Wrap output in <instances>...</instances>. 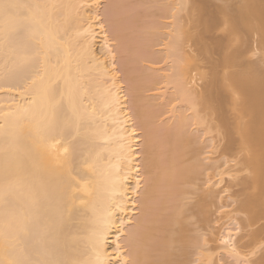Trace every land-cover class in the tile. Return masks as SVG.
Returning <instances> with one entry per match:
<instances>
[{"label": "bare ground", "instance_id": "1", "mask_svg": "<svg viewBox=\"0 0 264 264\" xmlns=\"http://www.w3.org/2000/svg\"><path fill=\"white\" fill-rule=\"evenodd\" d=\"M107 1L101 8L102 0H0V264H117L121 256L127 264H183L193 246L210 247L206 256L216 254L217 264H264V70L251 55L245 60L252 50L264 52V0L216 8L195 0L199 12L210 13L196 20L205 22L200 38L185 27L194 0ZM209 1L215 10L206 13ZM216 10L230 38H239H231L223 60L243 67L223 79L226 89L214 78L208 91L199 64L183 61L191 56L183 40L203 50L201 39L219 23ZM161 57L173 59L154 68ZM150 87L156 97L186 101L192 113L173 103L177 114L158 123L162 109L144 95ZM203 106L215 111L203 116ZM196 123L206 124L203 159L190 130ZM190 155L206 163L202 170L198 160L184 162ZM200 170L208 188L202 204L212 209L216 192L219 209L235 206L218 238L187 235L183 197ZM239 178L240 191L221 199L224 190L215 186ZM230 235L239 257L224 243Z\"/></svg>", "mask_w": 264, "mask_h": 264}, {"label": "rangeland", "instance_id": "2", "mask_svg": "<svg viewBox=\"0 0 264 264\" xmlns=\"http://www.w3.org/2000/svg\"><path fill=\"white\" fill-rule=\"evenodd\" d=\"M106 1L107 0H102V4L100 5V7L101 8H104V6L106 7V5L105 4H107L106 3ZM191 1H193V0H191ZM197 1V0H196ZM195 0L193 1V3H190L189 4V6H191L189 9H188V16H190V18L187 16V14L186 13H184V12H186L187 10H185L183 13L189 18H186V16L183 14V17L185 16V20H188V22L186 23V30H188L190 33H192L193 35L192 36H194V37H196L195 35L197 34L198 35V33H199V31L200 30H202L203 31V29H204V21L203 20H199V21H203V24L200 22H197L198 20H197V18L198 17H200L199 15H200V13H202V14H204V11H202V12H199V10L200 9H198L197 7H199L200 8V6L199 5H201V3L199 4V3H197ZM200 1V0H199ZM208 1V0H207ZM213 1H214V3L216 4H214L213 3ZM212 2L211 1H209L208 3H207V5L205 6V7H207V9L209 8V6H211V8H213L214 7V5H215V8H216V6H217V4L218 5H221V6H223V5H225V4H228V2L229 1H225V0H213ZM108 2V1H107ZM132 2H133V0H132ZM135 2V1H134ZM138 2V1H137ZM209 3H211L210 5H209ZM199 4V5H198ZM213 4V5H212ZM209 5V6H208ZM188 6V7H189ZM155 6H153V8H154ZM158 7V6H157ZM156 7V8H157ZM156 8H154V9H156ZM158 9V8H157ZM157 9H156V11H157ZM197 9V10H196ZM206 9V13H207V11H213V10H215L214 8L211 10V9H208L207 10ZM151 10H153V9H151L150 8V11ZM155 11V10H154ZM158 11H161L160 9H158ZM218 13L220 12V11H218V10H216ZM216 11H215V13H216ZM152 12V11H151ZM161 13V12H160ZM155 14V13H154ZM157 14H158V12H157ZM156 14V15H157ZM208 14H210V13H208ZM208 14H204V15H202L201 17H203L204 16V20H206L207 18H208ZM158 15H160V14H158ZM207 16V18H206V16ZM218 15V14H217ZM162 17H164V16H162ZM181 17H182V15H181ZM217 17H219V20H218V24H216V25H218V26H216L215 25V27H212L211 29H209V30H207V32H206V29L204 30L206 33L204 34V39H201V40H203L201 43H203L204 44V46H205V44H206V46L205 47H203V50H205V49H207V50H205L204 52H203V50H201V48H200V50L198 49L199 47H197L196 46V42H194V39H192V40H189L188 38H186V36H185V40H183V42H184V45H183V43H182V45H183V47L185 48L186 47V49L187 50H191V56H189V57H187L188 55H186V57H185V55H182V57L184 56L185 58H183L184 60L183 61H185L186 60V58L188 59L189 58V60H188V62L190 63V61L192 60V64H199V69H198V72H201L202 74H204V77H203V80H200V84H202L203 86V88H204V86H205V88L207 87V86H209V87H207L208 89V91H211L209 88L212 86L211 84L212 83H215V81L213 82V80H214V78H217L218 79V81H219V83L221 82V80H222V84H221V86L222 85H224V87H225V85H228L229 84V81L230 80H223V79H225V77H229L228 76V74L230 73L231 74V72H232V70H236V71H238L236 68L238 67L239 68V66L240 65H238V66H236V68H235V66L232 68V64H228V63H225L226 61L225 60H223V58L225 59V57H224V54L225 55H227V53H229V51L227 50V49H229V45H231V43L233 42V39H235V38H237L238 36H236V37H233L234 35L232 34V32H230V30H228V27L229 26H227V24L225 23V22H223L224 20H223V17L224 16H222V12H220V14H219V16H217ZM153 18H155V19H157V17H152V19ZM165 18V17H164ZM162 18H160V19H158L157 21L159 22V20H161ZM166 19V18H165ZM218 19V18H217ZM171 20H172V18H171ZM181 20H184V18L183 19H181ZM197 20V21H196ZM226 20V19H225ZM162 21H164V22H166L167 21V19L166 20H162ZM161 21V22H162ZM168 21H170V20H168ZM159 22V24H161L162 26H164L163 25V23L164 22ZM183 22L184 21H182V24H183ZM222 22V23H221ZM227 22V21H226ZM203 26H202V25ZM106 25H108L107 23H106ZM161 25H159V26H161ZM220 25V26H219ZM203 27V28H202ZM163 28V27H162ZM165 28V27H164ZM226 28H227V30H226ZM159 30H161V29H159ZM163 30V29H162ZM165 31H166V29H164ZM163 30V31H164ZM185 30V29H184ZM162 32V31H161ZM188 32V33H189ZM230 32V33H229ZM200 33H202V32H200ZM199 33V34H200ZM204 33V32H203ZM190 35V34H189ZM231 35H233L232 37H233V39L231 40V38H230V36ZM203 36V35H202ZM198 37H199V35H198ZM240 37V36H239ZM200 38V37H199ZM202 38V37H201ZM218 39H223L222 41H221V43H220V45H219V47H218V44L217 45H215L216 43L215 42H218L219 40ZM238 40H239V38H237ZM237 39H235V40H237ZM255 39H256V37H255ZM200 40V39H199ZM199 40H198V42H199ZM236 41V43L237 42H239V41ZM241 40V39H240ZM230 41H232V42H230ZM253 42V45L256 47V42H255V44H254V39L252 40ZM117 43V42H116ZM225 43V44H224ZM228 43H230L229 45H228ZM235 43V42H234ZM235 43V44H236ZM199 44H200V42H199ZM222 45H224V46H222ZM228 45V46H227ZM158 46V45H157ZM160 46V45H159ZM235 46V45H234ZM190 47H192V49L190 48ZM232 47V46H231ZM205 48V49H204ZM157 49H159L158 47H156V49L155 50H157ZM185 49V50H186ZM231 50H230V53L232 52V49L233 48H230ZM186 50V51H187ZM226 51V52H225ZM228 51V52H227ZM264 51V50H263ZM251 52V51H250ZM255 52V51H254ZM254 52H253V50H252V53H248L247 54V58L245 59V60H250L251 61V64H252V61H254V62H256V65H257V63L259 64L258 66L261 68V70H264V60L262 61V59H264L263 58V53H262V51H260V53H259V51H257V53H255L254 54ZM184 53V52H183ZM182 53V54H183ZM118 54H120V53H118ZM121 55V54H120ZM251 55V56H250ZM192 56H194V57H192ZM223 56V57H222ZM248 56H250L251 58L249 59L248 58ZM118 57V56H117ZM192 57V58H191ZM119 58H117V60H118ZM121 59V58H120ZM161 59H162V57L161 58H159V62L161 61ZM164 59V58H163ZM173 59V57H171L169 60H167L166 58L164 59V61L163 62H157V63H154V65L153 64H151V65H148V64H150L149 62H145L144 60V62H142V64L144 63V65L145 64H147V65H145V66H154V68H157V67H164V69H165V66H167V64H168V61H170V60H172ZM191 59V60H190ZM253 59V60H252ZM146 60V59H145ZM147 60H149L148 58H147ZM146 60V61H147ZM150 60H152V59H150ZM158 60V58L155 60V59H153L152 61H157ZM166 60V61H165ZM259 60H261V61H259ZM188 62H186L185 61V63H188ZM263 62V63H262ZM171 63V62H170ZM184 63V64H185ZM239 64H242L241 62L239 63ZM249 64V63H248ZM248 64H247V66H248ZM251 64H249V66H251ZM119 65H120V63H119ZM186 65V64H185ZM230 65H232V66H230ZM245 65V64H244ZM120 67V66H119ZM242 65H241V69H242ZM239 68V69H240ZM158 73H160L159 71H157ZM120 75H121V73H120ZM122 76V75H121ZM123 78H124V76H122ZM122 78V79H123ZM162 81V80H161ZM217 81V82H218ZM225 81V82H224ZM125 82H127V81H124V79H123V83H125ZM224 82V83H223ZM128 83V82H127ZM127 83H125V85L127 84ZM161 83V82H160ZM159 83V88H158V86H157V84H156V86H157V88H158V90L160 89V84ZM163 83L164 82H162V85H161V89L163 88ZM124 85V84H123ZM124 85V86H125ZM166 85V84H165ZM164 85V86H165ZM128 86V88H129V84L127 85ZM155 86V85H154ZM153 86V87H154ZM170 86H171V84H170ZM169 86V87H170ZM215 86V85H214ZM166 87V86H165ZM164 87V89H166ZM216 87H220V86H216ZM224 87H222V89H226V87L224 88ZM228 87V86H227ZM232 86H230V88H231ZM152 87H150L149 89V91H147V90H145L144 92V95L145 96H148V95H151V96H149V97H147V101L148 100H150V99H152L153 100V102H155V106H156V104H157V107L158 108H160V110L163 112V114H162V116H158V119L159 120H156V121H158V123H162L163 122V120H168L169 119V117L171 116L170 114L171 113H173L174 114V111L175 110H177L178 109V111H179V109H180V112H181V109L182 110H184L185 109V111H187V113H192V109H187V107L185 108V105H187V102L185 101V102H183V100H181V99H179V98H177L176 100L174 99V98H172V99H174V101L173 102H170V96H168V94L164 97V96H162V97H156V96H154V94L156 93V95H158L157 93L161 90H156L155 88V90L152 88ZM202 88V89H203ZM217 88V89H218ZM229 88V87H228ZM230 88L229 89H227V90H225V91H228V90H230ZM213 89H215L214 90V93H215V91L217 90L216 88H213ZM129 90V89H128ZM172 91H173V89H171ZM171 90H168V91H170V92H172ZM219 90V89H218ZM233 89L231 88V91H232ZM143 91V90H142ZM164 91H166V90H164ZM167 91V92H168ZM204 91H205V89H204ZM208 91H206V92H208ZM222 91V90H221ZM129 92V91H128ZM160 92H163L162 90L160 91ZM166 92V93H167ZM206 92H205V94H206ZM230 91H228V93L227 94H230L231 95V92L229 93ZM169 93V92H168ZM213 93V92H212ZM213 93V94H214ZM132 94V93H131ZM225 94V93H224ZM232 94H233V91H232ZM142 95H143V93H142ZM143 95V96H144ZM152 95L154 96V97H152ZM170 95V94H169ZM160 96V95H159ZM232 96V95H231ZM130 97V96H129ZM128 97V98H129ZM132 97V96H131ZM164 97V98H163ZM215 97V96H214ZM146 98V97H145ZM215 100H216V98H214ZM230 99V98H229ZM132 100V99H131ZM178 100V101H177ZM179 100L181 101V102H179ZM172 101V100H171ZM233 100L232 99H230V106H232L231 105V102H232ZM129 102L131 103V101L129 100ZM214 102V101H213ZM217 102V101H216ZM175 104V106L173 107V105ZM211 103H212V101H211ZM213 104V103H212ZM212 104H210V105H212ZM232 104L234 105V102H232ZM177 105H179V106H177ZM214 105H216L215 103H214ZM170 106V107H169ZM181 106H184V109L183 108H181ZM188 106V105H187ZM217 106V105H216ZM216 106H215V108H216ZM230 106H228V107H230ZM235 106V105H234ZM237 106V105H236ZM236 106H235V108H236ZM173 107V109H175L176 107H178V108H176L174 111H170V109ZM207 107V106H206ZM205 107V108H206ZM211 107H213V105L211 106ZM211 107L209 106L208 108H204V106L201 108L200 107V110L201 109H203V110H201V114H203V116H204V111H206L207 110V112H210V110H208V109H211ZM239 107H242V105H240ZM232 108V107H231ZM238 108V107H237ZM157 109V108H156ZM205 109V110H204ZM214 109V108H213ZM213 109H211V110H213ZM239 109H241V108H239ZM239 109H237L238 111H239ZM159 110V109H158ZM199 110V111H200ZM236 110V109H235ZM161 111H159V112H161ZM167 111V112H166ZM168 111H169V113H168ZM184 111V112H185ZM213 111H215V109L213 110ZM166 112V113H165ZM171 112V113H170ZM236 112V111H235ZM186 113V112H185ZM215 113V112H214ZM237 113V112H236ZM236 113H234V114H236ZM239 113V112H238ZM175 114H177V112L175 111ZM200 114V115H201ZM206 114V113H205ZM234 114L233 115H231V116H234ZM161 119H160V118ZM167 117H168V119H167ZM215 117H216V113H215ZM173 118L174 117H171L170 118V120L172 121L173 120ZM170 121V122H171ZM214 121H217V119H215ZM168 122V121H167ZM194 122V121H193ZM164 123V122H163ZM159 124V125H160ZM194 124H195V122H194ZM198 123H196V125H193V124H191L192 126H191V129H190V127H189V129L190 130H194V131H196V132H194L195 134H197L198 136H199V142H198V145H197V148L198 149H200V150H198V152L200 153V154H198L199 156V158L200 159H203L204 157V153H206L205 152V150H208L207 149V140H206V138H207V134L204 132L205 130H204V128H205V125L206 124H198ZM193 128V129H192ZM196 130H195V129ZM206 135H205V134ZM217 133V132H216ZM213 135H216L215 133L213 134ZM222 135H224L225 136V134L223 133ZM227 135V134H226ZM223 137V136H222ZM227 137H228V135H227ZM226 138V137H225ZM225 138H224V140H225ZM229 139V138H228ZM224 140H222L221 141V145L222 146H224L225 144H227V143H225L226 142V140H225V142H224ZM228 141V140H227ZM222 142H224L223 144H222ZM221 145L218 147V149H219V151H222V150H220V149H222V147H221ZM221 147V148H220ZM225 147V146H224ZM203 150V151H202ZM219 151L217 152V154L216 155H220L219 154ZM197 152V153H198ZM196 154V153H195ZM214 155V154H213ZM194 156V155H193ZM192 155H190L189 157H186L184 160V162H191V160H192V162H194V161H196V160H198L197 158H196V155H195V157H194V161H193V158L191 159V157H193ZM215 156V155H214ZM216 157V156H215ZM196 158V159H195ZM220 158V157H219ZM190 159V161H186V160H189ZM199 161V160H198ZM202 161V162H201ZM201 161H199L200 163H202V165H201V170H202V166L203 165H205V164H203V160H201ZM223 161V160H222ZM204 162H206V161H204ZM203 169H205L204 167H203ZM200 170V171H201ZM204 172V173H203ZM206 171H201V173L199 172V175L197 174L196 175V177H194V179L195 178H197L196 180H193V181H191L190 183L194 186V189H193V186L192 187H189L190 185V183L188 184V186L186 185V184H184V185H186V187H189V189H191L192 190V192H189V194H187V196H185V197H183V201L184 202H187V204L186 205H188V203H190V205H189V209H190V211L189 212H187V213H185V217L186 218H184L185 219V222H186V224H188L189 226V228H188V230H187V235H193V236H195V235H199L200 236V238L201 239H203L205 236L203 235V234H206L207 236H209V237H217L218 238V235H220V234H218V232L219 233H221V231H222V229H223V227H225V225H226V223L228 222V220H229V215H230V212H231V210H233L234 209V205H231V206H229V207H226V206H223L222 204L226 201L225 199V201L223 202V200L221 201V202H223V203H221V206H223L222 207V209L220 208L219 209V207H217V206H220V200H218V198H217V196H218V194H216V192H215V195H217L216 196V198L214 197V199H213V202H212V209L209 207V206H206V205H203V204H207L208 202H205V201H201V200H204V198L206 197V194H207V190H208V188H207V185L205 184L206 183V181H205V178H206V173H205ZM239 173H241V172H238V176H241V175H243V174H246L245 173V171L244 172H242L241 174H239ZM227 176V177H226ZM225 178L227 179V181H228V179H230L229 177H228V175H225ZM241 178V177H240ZM239 178V179H240ZM216 179H218V177L216 178L215 177V179L214 180H216ZM237 180V182L239 183V184H236V183H234L235 181H230L231 183H229V186H228V184H225V183H227V181H223V183L222 184H220V185H216L215 186V188L216 189H218V191H219V189L222 191V190H224L225 191V189L227 188L226 186H228V188H230V189H227L228 191L227 192H224L223 191V193L221 192V195H219V196H223L221 199H223L224 197H225V195L226 194H231V195H233L234 196V194H236L237 192H238V190L240 189V188H242V187H240V186H242L243 185V183H242V181L241 180H243V179H240V180ZM232 180V179H231ZM239 181H241V182H239ZM229 182V181H228ZM242 184V185H241ZM224 187H225V189H224ZM207 190H206V189ZM214 188V189H215ZM242 190V189H241ZM240 191V190H239ZM194 192V193H193ZM233 192H236V193H233ZM242 192V191H241ZM240 192V193H241ZM192 193V194H191ZM233 193V194H232ZM223 194V195H222ZM208 195V194H207ZM229 196V195H228ZM227 197V196H226ZM236 197H238L239 198V193H238V195H236L233 199H235L236 200ZM184 198H185V200H184ZM207 198V197H206ZM206 198H205V200H206ZM220 198V197H219ZM237 198V199H238ZM210 199V198H209ZM227 199V198H226ZM232 198H230V202H231V200H233ZM211 200V199H210ZM229 200V199H228ZM200 201H201V203H200ZM216 202V204H214L215 202ZM218 201H219V203H218ZM230 202H228V203H230ZM197 203H199V204H202L201 206H204V207H200L201 209H203V208H205V207H209V209H208V211H210V209L212 210V212H213V214L211 213V211L210 212H208L206 209L207 208H205V209H203V210H201L202 211V215H198V214H200V213H198L199 211H196V210H198L197 209V206L199 205H196ZM226 203H227V201H226ZM233 203H236L235 201H233ZM194 204L196 205V206H194ZM231 204V203H230ZM209 205H211V204H209ZM232 206H234L233 207V209H232ZM187 207V206H186ZM193 207H196V209L194 208V209H192ZM226 207V208H225ZM187 208V209H188ZM192 209V210H191ZM193 210H194V212H193ZM200 211V212H201ZM230 211V212H229ZM205 212V213H204ZM227 212H229V215H227ZM196 213V214H195ZM198 213V214H197ZM210 224V229L212 230V232L214 233V235H212V232H211V235H210V229H209V227H208V225ZM211 225L213 226V227H211ZM176 226H178V225H176ZM188 231H190V232H188ZM186 234V233H185ZM217 234V235H216ZM190 235V236H191ZM202 236H203V238H202ZM208 238V237H207ZM201 239H199L200 241H201ZM213 241H215V240H213ZM202 243V242H201ZM218 243V242H217ZM201 244H200V242H199V246H200ZM211 245V247L213 246V245H217L216 244V241L215 242H210V244H209V246ZM203 246V245H202ZM190 248V247H189ZM196 248L197 249H199L198 251H199V253H201L200 252V249H201V246H200V248H198L197 246H193L192 248H190V249H188V251L190 250V252H189V254L184 258V262H182L183 264H217L216 263V260L218 259H216V254H214V256H213V259L212 260H210V257L208 258L207 256H210L209 255V253H210V251L208 250H206V249H208V248H210V247H206V246H204V248L203 249H201L202 250V252L203 253H201V255H199V254H196V252H197V250H196ZM212 254L214 253V252H211ZM208 254V255H207ZM212 254H211V256H212ZM207 255V256H206ZM189 257V258H188ZM187 258V259H186ZM201 258V259H200Z\"/></svg>", "mask_w": 264, "mask_h": 264}, {"label": "snow or ice", "instance_id": "3", "mask_svg": "<svg viewBox=\"0 0 264 264\" xmlns=\"http://www.w3.org/2000/svg\"><path fill=\"white\" fill-rule=\"evenodd\" d=\"M6 7H11V6H6ZM240 229L237 227V232H239ZM225 244L231 245V252L234 256L239 257L240 256V250L236 247L235 242H234V238L231 237V235L229 236V238L227 240L224 241ZM119 251L117 252V255H119ZM254 253H250V255H252ZM99 264H103V262H99ZM117 264H127L126 261L123 260V257L121 256L120 261L117 262ZM233 264H248L247 259H243L240 261H234Z\"/></svg>", "mask_w": 264, "mask_h": 264}]
</instances>
